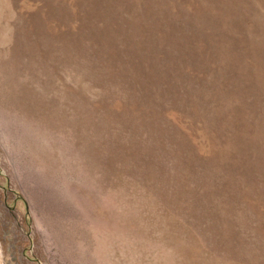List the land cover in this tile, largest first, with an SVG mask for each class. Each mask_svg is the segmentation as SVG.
Wrapping results in <instances>:
<instances>
[{
    "label": "rangeland",
    "instance_id": "374dc122",
    "mask_svg": "<svg viewBox=\"0 0 264 264\" xmlns=\"http://www.w3.org/2000/svg\"><path fill=\"white\" fill-rule=\"evenodd\" d=\"M0 264H264V0H0Z\"/></svg>",
    "mask_w": 264,
    "mask_h": 264
}]
</instances>
